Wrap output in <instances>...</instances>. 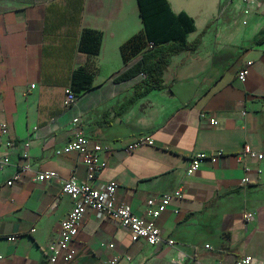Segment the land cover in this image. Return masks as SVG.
<instances>
[{
    "label": "crops",
    "instance_id": "crops-1",
    "mask_svg": "<svg viewBox=\"0 0 264 264\" xmlns=\"http://www.w3.org/2000/svg\"><path fill=\"white\" fill-rule=\"evenodd\" d=\"M167 1L173 13L194 20L188 41L205 34L195 52L172 58L165 89L127 105L141 78L114 79L138 60L124 63L120 52L143 28L137 0H0V122L8 124L12 144L0 142V157L10 160L0 170V264H49L50 246L72 208L60 180L85 183L88 176L80 154L55 151L80 131L112 148L100 154L106 167L93 184H118L116 201L175 245L133 242L126 228L88 209L71 244L74 259L57 264L113 258L116 264H234L244 255L264 264V158L236 160L244 145L264 155V42L255 43L264 33V0H253L246 16L236 0ZM86 29L102 35L96 56L78 50ZM81 67L93 75L91 87L66 107L65 92ZM244 68L250 74L241 82L237 74ZM145 136L153 146L124 152ZM213 152L223 157L185 177L192 156ZM25 153L30 170L7 186ZM47 171L60 180L35 179ZM180 186L182 198L152 220L149 211L159 198ZM248 213L255 218L247 222ZM9 236L18 238L8 242Z\"/></svg>",
    "mask_w": 264,
    "mask_h": 264
},
{
    "label": "built area",
    "instance_id": "built-area-1",
    "mask_svg": "<svg viewBox=\"0 0 264 264\" xmlns=\"http://www.w3.org/2000/svg\"><path fill=\"white\" fill-rule=\"evenodd\" d=\"M235 1V0H232ZM240 3L242 14L249 15L252 12V1L253 0H236ZM246 21L243 22V25ZM249 70L247 68L241 69L237 78L239 81L243 82L248 76ZM141 78V77H140ZM35 86L31 85L30 89ZM65 95V105L66 107L71 106L76 100V96L71 90H67ZM206 115L202 114V118ZM77 123V119L73 120ZM210 123L216 125L218 122L212 118ZM35 134V133H34ZM31 135L30 139L35 136ZM0 142L4 144L5 147L9 148L12 144L9 139V127L5 122H0ZM28 146V143L25 144ZM148 145L153 146L154 141L152 138L145 136L133 140V142L128 143L124 146L123 150L126 153H131L138 147ZM112 148L108 145H103L98 142L89 141L88 137L84 135L82 131L78 132L74 139L64 146L62 149L56 150V155L67 154L71 152H77L81 156V161L87 170V181L85 183H79L74 177H69L67 179H61L56 172L47 171L40 172L36 175L35 179L37 181H46L52 179H59L61 181V192L66 195L72 201V208L67 214L66 218L61 222L59 234L57 241L53 242L50 246V253L47 257V262L49 264H57L58 262L70 263L75 255L76 251L71 247V244L76 237L80 225L82 223L83 217L88 209H92L95 213V217L98 220L108 219L113 221L120 226L126 228L129 231L131 240L133 242L138 240H143L151 245L157 246L159 244H165L168 247H173L175 242L173 240H164L160 231L155 227L153 222H145L133 213L129 206L116 201V192L119 188L116 183H107L102 186H96L93 184L96 180V175L106 167V162L100 160L101 153H108ZM223 157L222 152L213 153H198L192 156L189 160L188 166L185 169V177L193 176L198 170L205 164H216L220 158ZM260 161L264 158L263 153L257 152L251 149L250 146L244 145L242 151L236 154V160L240 164H244L245 159ZM23 163L18 167L17 172L6 181V185L11 187L16 181L21 178V174L30 170V161L27 153L23 156ZM10 164L9 157L4 155L0 157V170L5 168ZM247 172L248 169L244 167ZM243 183H248L249 179L244 177ZM183 188L178 187L171 194L162 195L159 198V203L154 206V200H147V206L151 208L149 211V216L152 220L159 218L160 214L164 212L169 205H171V200L173 198H182ZM177 212V211H175ZM254 214L248 213L244 215V219L248 222L253 220ZM18 236H9L7 238L8 242H15ZM208 250L209 246H205ZM179 258H183L182 253L178 254ZM129 259V258H127ZM118 258H113L108 261V264L118 263ZM199 264V263H195ZM213 264H222L221 262H215ZM234 264H262L260 261L256 260L250 255H244L236 259Z\"/></svg>",
    "mask_w": 264,
    "mask_h": 264
},
{
    "label": "trees",
    "instance_id": "trees-1",
    "mask_svg": "<svg viewBox=\"0 0 264 264\" xmlns=\"http://www.w3.org/2000/svg\"><path fill=\"white\" fill-rule=\"evenodd\" d=\"M143 28L125 41L120 52L124 63L138 58L137 62L128 67L115 79L121 83L141 77L134 85L127 105L135 103L152 91L166 88L164 73L171 64L172 58L184 52H195L205 30L194 40L188 36L195 31L194 20L184 11L175 14L167 0H137ZM102 35L95 30L86 29L81 35L78 50L88 56L99 54ZM264 42V33L256 40V44ZM71 91L79 97L91 87L93 75L85 67L73 72Z\"/></svg>",
    "mask_w": 264,
    "mask_h": 264
}]
</instances>
